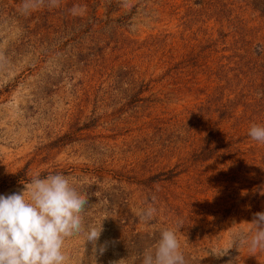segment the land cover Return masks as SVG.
I'll return each mask as SVG.
<instances>
[{
	"label": "rangeland",
	"instance_id": "rangeland-1",
	"mask_svg": "<svg viewBox=\"0 0 264 264\" xmlns=\"http://www.w3.org/2000/svg\"><path fill=\"white\" fill-rule=\"evenodd\" d=\"M25 2L0 0V195L68 176L96 264H141L166 228L188 264H264L237 246L264 212V0ZM92 249L66 241L70 264Z\"/></svg>",
	"mask_w": 264,
	"mask_h": 264
},
{
	"label": "clouds",
	"instance_id": "clouds-1",
	"mask_svg": "<svg viewBox=\"0 0 264 264\" xmlns=\"http://www.w3.org/2000/svg\"><path fill=\"white\" fill-rule=\"evenodd\" d=\"M248 134L252 140L264 144V125H252ZM87 210L86 195L62 173L32 176L23 189L0 195V264H70L66 241L81 233H85L86 241L93 245L92 264H96V254H104L107 242L97 248L102 225L85 230ZM155 212V208H149L142 219H152ZM249 224L255 226V231L245 237L238 248L246 245L253 253L264 252V212L255 213ZM227 254L228 250H221L212 255ZM142 255L141 264H188L177 232L168 228L160 232L154 249H146ZM127 260L111 264H126Z\"/></svg>",
	"mask_w": 264,
	"mask_h": 264
}]
</instances>
